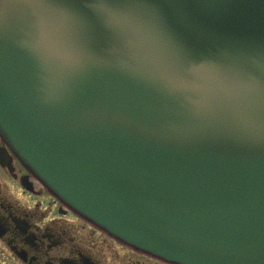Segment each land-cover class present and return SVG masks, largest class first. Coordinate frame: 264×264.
Returning a JSON list of instances; mask_svg holds the SVG:
<instances>
[{
	"label": "water",
	"instance_id": "1",
	"mask_svg": "<svg viewBox=\"0 0 264 264\" xmlns=\"http://www.w3.org/2000/svg\"><path fill=\"white\" fill-rule=\"evenodd\" d=\"M0 136L137 249L264 264V0H0Z\"/></svg>",
	"mask_w": 264,
	"mask_h": 264
},
{
	"label": "flooded vegetation",
	"instance_id": "2",
	"mask_svg": "<svg viewBox=\"0 0 264 264\" xmlns=\"http://www.w3.org/2000/svg\"><path fill=\"white\" fill-rule=\"evenodd\" d=\"M5 158V166L0 162V242L8 255L22 264H106L74 226L68 227L63 217L75 212L12 153Z\"/></svg>",
	"mask_w": 264,
	"mask_h": 264
},
{
	"label": "rangeland",
	"instance_id": "3",
	"mask_svg": "<svg viewBox=\"0 0 264 264\" xmlns=\"http://www.w3.org/2000/svg\"><path fill=\"white\" fill-rule=\"evenodd\" d=\"M5 177L3 173L1 179L4 181ZM15 195L20 197L18 194ZM63 218L69 219L70 224L68 227L74 230L72 228L74 226L78 235L88 241L86 244L90 246L93 251L97 252L96 254L106 262V264H171L149 253L136 250L124 244L75 213L64 216ZM6 248L7 247L0 242V264H22L16 259H12V257L8 255V250Z\"/></svg>",
	"mask_w": 264,
	"mask_h": 264
}]
</instances>
